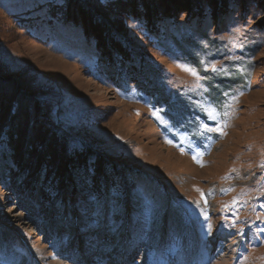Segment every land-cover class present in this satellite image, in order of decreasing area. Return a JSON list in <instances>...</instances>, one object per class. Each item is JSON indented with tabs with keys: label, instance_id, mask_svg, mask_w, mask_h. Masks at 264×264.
<instances>
[{
	"label": "rangeland",
	"instance_id": "rangeland-1",
	"mask_svg": "<svg viewBox=\"0 0 264 264\" xmlns=\"http://www.w3.org/2000/svg\"><path fill=\"white\" fill-rule=\"evenodd\" d=\"M112 7L68 0L88 20L67 23L49 0H0V160L17 166L0 175V264H264V0H147L141 20ZM115 35L159 73L158 101L97 71L98 48L118 64ZM81 155L162 184L159 227L98 231L101 189H66ZM44 170L35 196L29 182ZM172 208L198 259L168 228Z\"/></svg>",
	"mask_w": 264,
	"mask_h": 264
},
{
	"label": "trees",
	"instance_id": "trees-1",
	"mask_svg": "<svg viewBox=\"0 0 264 264\" xmlns=\"http://www.w3.org/2000/svg\"><path fill=\"white\" fill-rule=\"evenodd\" d=\"M60 1L61 2L49 0L51 6L54 7L55 5L58 7L56 12L51 14L55 20L63 19L65 17L67 23H70L73 19H79V14L82 18L88 20L86 14L82 12L79 13L74 9L71 10L69 15L68 12H66L68 0ZM99 2L102 3L104 7L113 5V7L108 11L114 12L119 17L127 15L129 19L131 17L141 20L140 13L134 10V8L137 9V7H141L142 10V7L145 5V3H147V0H99ZM62 8L64 11L61 10ZM159 10L169 13L171 8L169 6L161 5ZM224 13L225 11L222 13V15ZM158 14L159 13L157 10L154 11L150 18H148V21L156 17ZM84 24V26L81 24L82 26L80 27L82 30L85 27L86 32L88 33V25L87 23ZM147 29H150L149 25L147 26ZM113 39L115 46L113 47V51H111V53H114L115 56H118L116 57L118 59V64L114 61L111 64L110 61H112L111 58H113L112 54H107L106 49L101 50L98 48L94 51L99 55V60H97L96 64H94V66H97V71H99L100 74L105 75L107 78L112 79L114 84L122 90L129 89V83H131L132 79H135V87L141 90L140 95L145 96L147 93H149L154 101H158L157 99L163 95V88L161 84L162 79H160L161 77L159 76V73L144 61L137 48L132 47L129 41H119L116 35ZM93 43H96L95 39ZM175 45L183 50L188 45V47L192 45L193 49L196 44L192 42H176ZM96 46L98 47L97 43ZM125 47H127V49H125ZM116 65L119 69L115 68ZM160 103L161 102H159V104ZM15 104L17 105V103ZM160 105L163 106L162 103ZM165 107L172 112L174 111V107L167 105H165ZM1 110H4L2 106ZM15 110L16 109L14 108L13 112L16 114L17 111L15 112ZM28 115L29 114H24V117H27ZM73 150L75 149L71 147V151ZM9 152L12 154V150L8 151V153ZM12 160L13 159H10V161L0 160V175L3 172L8 173L10 171H16L17 166ZM95 162L96 159L92 156H75L72 171L73 179L71 184L69 183L67 185L66 189L78 188L81 190L84 184H89L92 188H96V186H98L96 190L101 189V194L97 196V200L94 202L93 206V220H95L94 226H96V229L101 233L107 232L109 229V233H111L112 227L119 221L124 223L123 229L125 227H131L136 228V231L148 230V227L153 223L159 227V219L162 216L163 211L166 210L165 198H167L166 195H163V191L161 190L162 184H159L156 179L147 176L138 169L128 170L125 172L126 176L122 177L120 173H118L115 169H112L110 166H107L106 163L103 164L101 161L98 162V165H95ZM99 178L100 180L98 181ZM45 179L46 172L44 170L31 182H29V185H31V190L33 191L31 194L38 196L42 187L41 185H43ZM21 182H19V184ZM22 184L24 185V183ZM160 203L164 206L162 210L157 207V205L160 206ZM127 208L129 209L127 210ZM131 208L135 212L139 211L138 208H142L143 210L139 212L141 216H138V214H133L134 212H132ZM64 209L65 204H61V199L58 202H54V210L62 211L61 219L66 221L64 228H70L74 230L75 221L73 220L72 216H74L75 219V215L72 213V210H69L67 214H64ZM125 212L126 214L124 215ZM127 212H129V216ZM166 215L169 216L171 221V226L168 228L173 229V235L181 239V249L183 248L184 238L189 239L191 242L188 243V247L185 246V248L186 250L189 249L191 251V257H194V259L197 258L199 254L195 246V234L192 229L186 227L185 222H183L182 218L178 217V212H176L174 208L167 212ZM123 217L126 218V221H124ZM1 239H3V237L0 235V240ZM4 246H7V244L0 241V249H4ZM13 264L21 263H18L16 260H14Z\"/></svg>",
	"mask_w": 264,
	"mask_h": 264
},
{
	"label": "snow or ice",
	"instance_id": "snow-or-ice-1",
	"mask_svg": "<svg viewBox=\"0 0 264 264\" xmlns=\"http://www.w3.org/2000/svg\"><path fill=\"white\" fill-rule=\"evenodd\" d=\"M233 223H235V222H233ZM209 227H211V225H209ZM262 231H264V229H262Z\"/></svg>",
	"mask_w": 264,
	"mask_h": 264
},
{
	"label": "bare ground",
	"instance_id": "bare-ground-1",
	"mask_svg": "<svg viewBox=\"0 0 264 264\" xmlns=\"http://www.w3.org/2000/svg\"><path fill=\"white\" fill-rule=\"evenodd\" d=\"M82 82V81H81Z\"/></svg>",
	"mask_w": 264,
	"mask_h": 264
}]
</instances>
